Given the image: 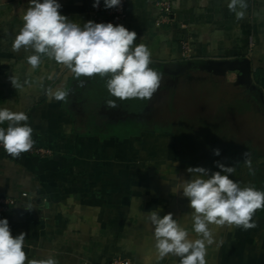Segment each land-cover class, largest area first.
<instances>
[{
  "label": "crops",
  "instance_id": "crops-1",
  "mask_svg": "<svg viewBox=\"0 0 264 264\" xmlns=\"http://www.w3.org/2000/svg\"><path fill=\"white\" fill-rule=\"evenodd\" d=\"M125 1L127 16L119 25L137 33L136 43L151 52L150 67L162 75L150 100L121 101L108 93L105 79L77 80L47 57L33 69L26 59L31 50L12 49L29 0H0V109L24 112L34 142L51 151L15 157L0 148V195L16 199L0 219L8 220L13 236L26 234L28 260L109 264L122 256L132 264H180L172 254L158 257L149 213L171 212L190 238H200L181 180L192 178L189 167L209 169V175L218 170L178 163L175 131L153 120L167 116L177 96H216V85L221 94L231 92L233 82L244 96L251 84L256 102L264 104V0H244L246 7L235 12L230 0H168L170 21L161 24L159 0ZM57 2L61 15L83 25L94 0ZM240 11L244 17L237 19ZM58 88L69 93L66 100L47 95ZM110 100L115 109L108 108ZM253 220L257 226L249 230L211 225L206 264H264L259 209Z\"/></svg>",
  "mask_w": 264,
  "mask_h": 264
},
{
  "label": "clouds",
  "instance_id": "clouds-1",
  "mask_svg": "<svg viewBox=\"0 0 264 264\" xmlns=\"http://www.w3.org/2000/svg\"><path fill=\"white\" fill-rule=\"evenodd\" d=\"M101 0H94L98 8ZM107 9L119 8L122 0H103ZM245 8L244 0H230L228 8L236 11ZM57 0H29L24 12L23 26L16 35L12 49L19 52L31 50L26 59L33 69L39 67L43 57L54 60L67 68L79 80L81 77L99 76L106 80L108 93L121 101L130 99L150 100L159 89L162 75L150 67L151 52L143 43H136L137 33L123 25L96 23L91 20L83 25L61 15ZM237 19L244 12H236ZM13 86L17 81L11 78ZM68 92L63 89L48 90L50 99L64 101ZM110 109L117 107L108 101ZM24 112L0 109V145L12 156L18 157L33 147V129L26 122ZM220 155L219 149L214 150ZM244 163L252 171V162L245 152ZM220 171L212 172L204 167H189L190 180H181L183 196L189 201L192 231L198 239L190 238L189 231L178 223L171 212L161 217L150 212L148 222L152 226L155 249L159 258L172 254L180 258V264H206V244L212 242L210 226L235 225L244 230L257 226L253 220L256 210L264 207V191L251 186L241 187L229 178L234 167L217 162ZM254 174V173H253ZM25 233L13 236L7 219H0V264H57L53 258L28 260L24 251Z\"/></svg>",
  "mask_w": 264,
  "mask_h": 264
},
{
  "label": "rangeland",
  "instance_id": "rangeland-1",
  "mask_svg": "<svg viewBox=\"0 0 264 264\" xmlns=\"http://www.w3.org/2000/svg\"><path fill=\"white\" fill-rule=\"evenodd\" d=\"M215 87L216 96H180L182 99H194L193 103H183L177 96L175 102L169 103L167 116L153 120L155 127L175 131L173 137L181 149L175 156L178 163L202 165L220 171L217 167L219 162L235 168L233 173L225 174L241 180V187L251 186L262 191L264 104L261 107L256 102L251 84L247 87L246 96L240 92L238 83L233 82L231 92L221 94L218 88L222 86ZM216 149L220 151L218 156L214 154ZM245 152L252 162L251 172L244 163Z\"/></svg>",
  "mask_w": 264,
  "mask_h": 264
},
{
  "label": "built area",
  "instance_id": "built-area-1",
  "mask_svg": "<svg viewBox=\"0 0 264 264\" xmlns=\"http://www.w3.org/2000/svg\"><path fill=\"white\" fill-rule=\"evenodd\" d=\"M93 3L94 2L90 3L86 10L88 21L91 20L96 23H113L114 25H117L121 23L127 16L125 0H122L121 6L119 8H111V9L105 8L103 2H100L98 8H94ZM156 6L157 9L159 10L157 24L170 21V14H171L170 2L168 0H159L156 2ZM0 128H4L5 130L7 129V127H3L1 125ZM0 148L4 149L2 145H0ZM50 152L51 151L48 148L37 145L34 142L32 149L26 153L30 155L44 156L49 154ZM24 195H26V193H24ZM15 203H16L15 198L0 195V215L3 212L7 211L11 206L15 205ZM109 264H132V262L126 257L115 256L110 260Z\"/></svg>",
  "mask_w": 264,
  "mask_h": 264
},
{
  "label": "trees",
  "instance_id": "trees-1",
  "mask_svg": "<svg viewBox=\"0 0 264 264\" xmlns=\"http://www.w3.org/2000/svg\"><path fill=\"white\" fill-rule=\"evenodd\" d=\"M262 191H264V189ZM259 211L264 216V207L260 208Z\"/></svg>",
  "mask_w": 264,
  "mask_h": 264
}]
</instances>
